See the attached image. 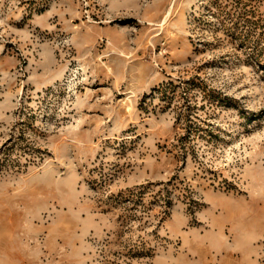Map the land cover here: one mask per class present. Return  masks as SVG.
I'll return each mask as SVG.
<instances>
[{
  "label": "rangeland",
  "instance_id": "374dc122",
  "mask_svg": "<svg viewBox=\"0 0 264 264\" xmlns=\"http://www.w3.org/2000/svg\"><path fill=\"white\" fill-rule=\"evenodd\" d=\"M0 264H264V0H0Z\"/></svg>",
  "mask_w": 264,
  "mask_h": 264
}]
</instances>
